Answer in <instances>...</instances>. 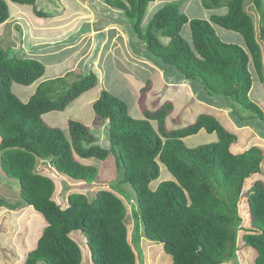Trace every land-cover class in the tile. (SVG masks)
<instances>
[{"label": "trees", "instance_id": "trees-1", "mask_svg": "<svg viewBox=\"0 0 264 264\" xmlns=\"http://www.w3.org/2000/svg\"><path fill=\"white\" fill-rule=\"evenodd\" d=\"M8 1L31 5L36 14H44L36 0H0V24L10 16ZM106 1L128 17L147 56L175 67L188 81H199L208 95L228 98L247 111L249 118L264 122L263 109L250 98L256 75L264 80L259 41H264V28L260 26L258 36L244 0H200L211 11L207 18H192L177 4L166 3L150 20L146 17L149 21L145 14L156 0ZM185 25L192 42L182 35ZM215 25L239 33L244 44L221 40ZM44 73L40 60L12 56L0 43V166L8 178L17 181L21 198L12 204L0 196V207L32 206L47 222L24 264H81L82 250L72 235L76 230L87 237L93 264H137L128 239L126 204L114 190L101 189L92 198L72 192L62 207L53 197L54 180L36 171L39 159H49L60 173L91 184L99 174L92 161H104L111 154L119 175L113 184L131 185L138 205V209L132 205L134 219L142 223L150 240L172 255L173 264H222L234 257L240 229L242 241L257 252L254 264H264L262 180L246 193L250 227L239 226L237 209L246 179L262 172L260 146L234 152L231 146L237 134L213 114L201 113L190 124L170 128L166 125L173 108L170 102L154 109L140 105L144 117L134 118L128 103L106 89L92 103L93 123H109V147L100 145L81 120H70L67 129L42 120V115L64 110L97 86V74L92 71L70 83L66 76L40 80ZM37 80L26 101L12 90L14 83L27 86ZM150 85L141 89L140 103ZM202 129L216 133L218 139L188 148L184 139ZM161 164L174 178L153 189L151 183L159 178Z\"/></svg>", "mask_w": 264, "mask_h": 264}, {"label": "rangeland", "instance_id": "rangeland-1", "mask_svg": "<svg viewBox=\"0 0 264 264\" xmlns=\"http://www.w3.org/2000/svg\"><path fill=\"white\" fill-rule=\"evenodd\" d=\"M171 2L192 18H207L211 14L200 0H156L150 3L145 20L149 21L155 11ZM244 3L259 36L260 26L264 28V0H244ZM35 4L44 14H36L31 5L8 1L10 16L0 24L2 47L9 50L12 56L40 60L45 65V73L40 80L66 76L71 83L80 75L92 71L98 76L97 86L76 98L64 110L42 115L44 123L67 129L70 120H81L89 126L100 145L109 147V123L105 121L98 126L93 123L95 116L91 104L106 89L125 100L130 114L137 119L144 117L140 105L154 109L163 102H170L173 105L171 113L176 114L172 115L177 122L173 126L175 128L190 124L200 113L214 114L229 131L237 134V140L231 146L234 152H242L253 145L260 146L264 152V122L249 118L247 111L234 106L228 98L213 95L208 100L215 106L205 104L201 98L205 97L203 93L206 90L199 81H188L175 67L159 58L147 56L142 41L133 32L132 24L122 10L112 7L106 0H36ZM214 28L221 40L244 44L239 33L218 25ZM182 35L192 42L188 25L184 26ZM259 41L264 58V41ZM40 80L27 86L14 83L12 90L26 101ZM147 83L151 85L148 90L145 88V96L140 103L141 89ZM250 98L264 111V80L261 82L257 75ZM170 121V118L166 119L167 123ZM217 139L216 133L202 129L198 134L186 137L184 142L188 148H194ZM92 164L99 168V174L91 184L60 173L49 159H39L36 171L54 180L56 187L53 197L62 207L67 206L68 195L72 192H83L92 198L101 189L114 190L126 204L128 239L135 250L137 264H173L172 255L161 244L150 240L145 235L142 223L134 219L132 205L135 204V209H138V205L131 185L113 184L119 180L114 156L111 154L104 161H92ZM172 178L167 167L161 164L160 177L151 183V188L155 189L161 181ZM259 180L264 182V161L262 172L246 179L243 194L237 203L241 217L239 226L244 229L251 226L246 193ZM19 190L17 181L8 178L0 166V196L15 204L21 199ZM46 224L44 216L32 206L23 204L13 210L0 207V264H24L27 253L35 248ZM243 232L242 229L238 232L234 257L222 264H254L257 252L242 241ZM72 235L82 250L81 264H93L87 237L80 230L72 231Z\"/></svg>", "mask_w": 264, "mask_h": 264}, {"label": "crops", "instance_id": "crops-1", "mask_svg": "<svg viewBox=\"0 0 264 264\" xmlns=\"http://www.w3.org/2000/svg\"><path fill=\"white\" fill-rule=\"evenodd\" d=\"M130 46H131V45H130ZM134 48L136 49V47H134ZM142 48L144 49V47H142ZM130 82H131V81H130ZM134 84L136 85V83H134ZM140 87L142 88L143 86L141 85ZM138 91H139V89H138ZM203 95H204L205 97H204L203 99L201 98V100H202L205 104H208L209 106H215V105H212V104H211V102H210L211 100H208V99H212V96L208 95L206 91H205V93H203ZM98 97H99V96H98ZM96 99H97V98H96ZM96 99H95V100H96ZM95 100H94V101H95ZM94 101H93V102H94ZM93 102H92V103H93ZM92 103H91V104H92ZM163 103H164V102H163ZM155 107H156V106H155ZM155 107H154V108H155ZM204 113H206V112H204ZM200 114H201V113H200ZM210 114H211V113H210ZM172 115H176V114H175L174 112H172V113L169 114L168 118H170L171 121H170V123H167V122H166V125L169 126L170 128H175V127H173V126L176 125L177 122H176V118H173ZM198 115H199V114H198ZM198 115H196L195 119L197 118ZM213 115H214V114H213ZM215 116H216V115H215ZM174 117H176V116H174ZM217 118H218V117H217ZM195 119H193V120H195ZM167 121H168V120H167ZM192 122H193V121H192ZM192 122H191V123H192ZM220 122H221V121H220ZM155 123H156V122H155ZM221 123H222V122H221ZM230 124H231V123H230ZM171 125H172V126H171ZM176 128H177V127H176ZM227 128H228V127H227ZM232 145H233V144H232Z\"/></svg>", "mask_w": 264, "mask_h": 264}, {"label": "clouds", "instance_id": "clouds-1", "mask_svg": "<svg viewBox=\"0 0 264 264\" xmlns=\"http://www.w3.org/2000/svg\"><path fill=\"white\" fill-rule=\"evenodd\" d=\"M168 118V117H167ZM160 177V176H159ZM173 179V178H172ZM124 201V200H123Z\"/></svg>", "mask_w": 264, "mask_h": 264}]
</instances>
